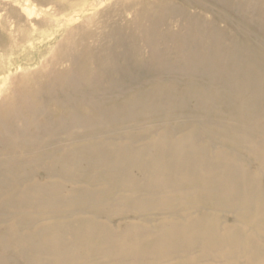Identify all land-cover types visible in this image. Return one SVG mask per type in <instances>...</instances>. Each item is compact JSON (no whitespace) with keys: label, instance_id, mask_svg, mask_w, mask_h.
<instances>
[{"label":"bare ground","instance_id":"1","mask_svg":"<svg viewBox=\"0 0 264 264\" xmlns=\"http://www.w3.org/2000/svg\"><path fill=\"white\" fill-rule=\"evenodd\" d=\"M147 1L127 11L174 18L190 30L177 40L220 23L231 39L206 36L203 56L192 53L206 74L184 85L139 86L123 61L132 78L115 97L97 74L86 85L73 74L56 80L50 100L35 89L30 102L27 88L1 99L0 264H264V36L231 11L264 13V0ZM153 31L142 34L150 64L167 67ZM73 38L59 57L85 69L93 48L76 51ZM88 87L111 98L99 107Z\"/></svg>","mask_w":264,"mask_h":264},{"label":"rangeland","instance_id":"2","mask_svg":"<svg viewBox=\"0 0 264 264\" xmlns=\"http://www.w3.org/2000/svg\"><path fill=\"white\" fill-rule=\"evenodd\" d=\"M93 1L0 0V80L8 75L15 76L13 83H11L10 77L6 78V83L1 84L0 82V100L10 97L13 89L19 92L20 89L24 90L25 88H27L25 89L27 92L32 91L30 94L26 93L30 102H33L32 94L35 89L42 90L41 94L46 93V98L50 100L54 98L51 91L54 92L56 80L63 82L73 74L78 81L85 85L92 84L93 74H97L95 76L99 77L98 80L103 81V85L109 87L107 91L113 92L115 97L117 93L119 95L123 93V85L132 78L130 76L132 74L126 70L123 61L135 65V82L140 84L139 86H142L141 84L148 79L155 83L161 82L166 87L173 82L184 85L187 81H193L192 76L206 74L204 71L206 66L195 64L193 60L197 58V55L193 56L192 54L197 49V52L200 51L199 54L203 56V42L206 36H212L215 39L214 42L221 46L228 45L232 36V32L226 28L224 23L218 24L217 32L191 25L193 27L189 29L192 30V33L189 34L188 40H177L175 35L180 30L181 32L190 30L181 29V23L174 18L170 19L166 16L161 19V22L159 20V23L158 20L154 21L153 19L134 20L133 13L127 11L128 6L133 4L135 7V4H142L146 0H103L95 6ZM231 1L236 4L243 2V0H225L229 4ZM147 2L162 3L163 0ZM244 8H247L245 4H241L231 10L234 18L263 37L264 13H261L256 7L254 10L247 11ZM255 10L261 14L253 15ZM191 11L194 12L193 9ZM110 18H115L112 25L113 19L110 23L107 21ZM154 22L156 23L154 24ZM132 27L137 30H139L138 27L142 29L139 30V33L137 30L132 31ZM144 27H153V32H156L155 37L159 41L156 40L154 44H158V42L159 44L155 48L161 50V58L164 62L166 61L167 67L164 63L150 64L153 57L146 45L148 40L142 37ZM118 32L121 35L120 42H114V44L119 46L122 44L123 47L114 49L116 57L113 60L110 51L114 44L106 37L108 35L113 38V35ZM71 34L76 36L73 38L72 46L76 51L87 48V45L93 48L94 54L88 53L90 61L85 69L80 65V58L74 59L76 56L73 58L72 55H69L71 58L65 60L59 57V50L63 48L61 43L70 38ZM99 35L104 36H100L103 39H99ZM76 54L79 55L77 52ZM216 60V65L220 66V59ZM144 63L148 68L142 67ZM73 66L75 67L73 68ZM234 67L230 66L232 69ZM62 76H66V79H61ZM88 88L97 99L96 103H100L99 107H102L103 96L106 95V99L111 98L110 95L101 94V88ZM49 105L53 108L58 107L55 102H51Z\"/></svg>","mask_w":264,"mask_h":264}]
</instances>
